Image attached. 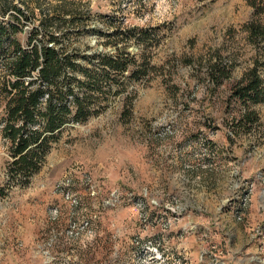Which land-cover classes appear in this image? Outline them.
<instances>
[{"label":"rangeland","instance_id":"obj_1","mask_svg":"<svg viewBox=\"0 0 264 264\" xmlns=\"http://www.w3.org/2000/svg\"><path fill=\"white\" fill-rule=\"evenodd\" d=\"M44 1L22 42L55 4ZM75 1L105 31L155 30L145 50L155 70L126 82L129 99L68 127L26 187L5 188L0 264H264V103L250 106L256 125L237 127L243 109L227 101L264 55L244 31L264 25L252 6L264 0ZM99 42L75 45L110 50ZM216 53L235 63L214 91L205 60ZM7 161L0 136V189Z\"/></svg>","mask_w":264,"mask_h":264},{"label":"trees","instance_id":"obj_2","mask_svg":"<svg viewBox=\"0 0 264 264\" xmlns=\"http://www.w3.org/2000/svg\"><path fill=\"white\" fill-rule=\"evenodd\" d=\"M39 1L0 0V136L8 155L0 196L5 188L30 183L68 127L102 114L112 97L127 93L129 99L126 82L147 79L155 70L145 54L155 30L108 21L111 30L105 31L91 24V11L75 0H53L22 42L23 28L38 16ZM252 6L257 16L264 13V5ZM244 31L255 47L264 42V25L258 20L246 23ZM88 36L104 39L99 45L110 50L88 53L75 45ZM131 45L142 46L140 54H132ZM205 62L207 82L216 91L229 80L235 61L216 53ZM227 101L243 109L237 127L258 123L250 106L264 103L263 51L231 86Z\"/></svg>","mask_w":264,"mask_h":264}]
</instances>
